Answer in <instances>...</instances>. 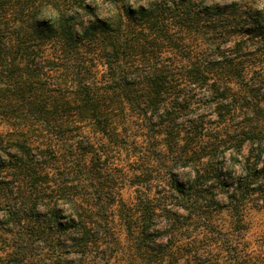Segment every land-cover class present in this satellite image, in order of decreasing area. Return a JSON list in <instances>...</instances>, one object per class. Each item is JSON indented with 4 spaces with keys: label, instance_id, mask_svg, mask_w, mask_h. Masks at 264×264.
Wrapping results in <instances>:
<instances>
[{
    "label": "trees",
    "instance_id": "obj_1",
    "mask_svg": "<svg viewBox=\"0 0 264 264\" xmlns=\"http://www.w3.org/2000/svg\"><path fill=\"white\" fill-rule=\"evenodd\" d=\"M0 126V264H264V0H0Z\"/></svg>",
    "mask_w": 264,
    "mask_h": 264
},
{
    "label": "rangeland",
    "instance_id": "obj_2",
    "mask_svg": "<svg viewBox=\"0 0 264 264\" xmlns=\"http://www.w3.org/2000/svg\"><path fill=\"white\" fill-rule=\"evenodd\" d=\"M120 128L123 129V134H122L123 137H124V134L126 133L125 130H128L127 133L132 134V132L130 131L132 129L131 127L121 126ZM1 129L2 127L0 126V130ZM129 140L128 138H124L123 140H121L119 145L122 144L123 146L122 149H115V151L113 150L114 152L112 154L113 158L115 159V162L118 164H124L125 168L127 169L128 168L130 169L128 162H129L130 156L132 155V148H130L129 146L132 142V138H130ZM134 199H135L134 191L131 188H126L122 192L120 202L132 207V203L134 202ZM122 203H120L119 206H116L117 208L115 207L117 209L116 215L113 216L115 218V224H116L115 227H120V225L122 224L120 212H118L120 211L119 208ZM228 215H229L228 213H224L220 218H223L224 221L225 220L228 221L230 219ZM0 219H2V211H0ZM247 220L251 224L250 231L247 235L248 242H252V241L254 242L255 240L259 239L261 236H264V209H250L248 216H247ZM2 234H3V231L0 228V235ZM114 264H124V263L123 261L116 260V263Z\"/></svg>",
    "mask_w": 264,
    "mask_h": 264
}]
</instances>
